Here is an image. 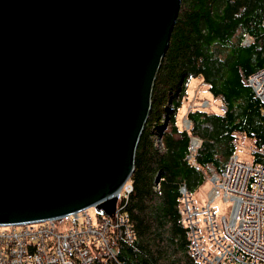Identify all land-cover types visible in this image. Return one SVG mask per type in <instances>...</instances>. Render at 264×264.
Here are the masks:
<instances>
[{"label":"water","instance_id":"95a60500","mask_svg":"<svg viewBox=\"0 0 264 264\" xmlns=\"http://www.w3.org/2000/svg\"><path fill=\"white\" fill-rule=\"evenodd\" d=\"M181 0H0V225L113 217Z\"/></svg>","mask_w":264,"mask_h":264},{"label":"trees","instance_id":"16d2710c","mask_svg":"<svg viewBox=\"0 0 264 264\" xmlns=\"http://www.w3.org/2000/svg\"><path fill=\"white\" fill-rule=\"evenodd\" d=\"M245 35L251 39L248 43L243 42ZM262 67L264 0L180 1L136 144L129 177L133 188L127 200L118 203L134 237L127 241L114 232V258L102 250L100 256L94 253L93 264H198L188 251L178 189L181 184L197 189L210 169L220 173L240 138H250L257 148L264 143L262 103L247 83ZM194 78L201 79L222 106L220 111L198 105L184 110L190 121L186 128L180 113ZM190 135L200 139L194 164L185 158ZM156 136L162 149L154 145Z\"/></svg>","mask_w":264,"mask_h":264},{"label":"built area","instance_id":"2783aa9c","mask_svg":"<svg viewBox=\"0 0 264 264\" xmlns=\"http://www.w3.org/2000/svg\"><path fill=\"white\" fill-rule=\"evenodd\" d=\"M248 39L245 35L243 42ZM247 83L264 112V67L251 73ZM183 123L186 128L190 125L186 118ZM154 145L163 148L159 136ZM199 145L200 139L190 135L185 158L192 164ZM249 156L250 160L241 158L235 151L220 173L210 169L205 181L211 186L201 206L193 191L185 184L179 186L180 220L189 254L198 264H264V143L251 146ZM132 188L128 178L120 188L113 217L93 208L95 219L85 208L57 218L0 225V264H93L102 250L114 258L113 233L127 241L134 237L126 212L118 206ZM216 197L229 205L226 213L219 214L212 205Z\"/></svg>","mask_w":264,"mask_h":264},{"label":"rangeland","instance_id":"374dc122","mask_svg":"<svg viewBox=\"0 0 264 264\" xmlns=\"http://www.w3.org/2000/svg\"><path fill=\"white\" fill-rule=\"evenodd\" d=\"M246 41L248 42L249 39ZM205 88L206 86H204L201 79L194 78L192 80V83L190 87L188 88L189 99H188L187 105L186 106L184 105L182 108L183 110L180 113V121L182 120L183 122L185 118L187 119V117L182 115L184 110L186 111L187 109L193 108L194 106H197V105L198 107L203 108V109L205 108L209 111H220V108L222 105L220 104L219 100L212 98L211 95L208 92H206ZM209 101L214 106H212V104L210 106ZM181 116H184V117H181ZM189 124H190V121H189ZM251 146H253L251 139L248 137H242L239 139L238 144L236 145V153L241 158L250 160L251 157L249 156V148ZM210 186L211 184L206 180L203 182L201 186L193 190L194 197L200 206L205 203L206 198H207V192L209 191ZM212 205L216 208V211L219 214L226 213L229 208V205L223 202L221 197H216L213 200ZM88 211L95 219H97V214L94 211L93 207H89Z\"/></svg>","mask_w":264,"mask_h":264},{"label":"bare ground","instance_id":"6f19581e","mask_svg":"<svg viewBox=\"0 0 264 264\" xmlns=\"http://www.w3.org/2000/svg\"><path fill=\"white\" fill-rule=\"evenodd\" d=\"M119 206V205H118ZM89 208V207H88Z\"/></svg>","mask_w":264,"mask_h":264},{"label":"crops","instance_id":"0c3cea01","mask_svg":"<svg viewBox=\"0 0 264 264\" xmlns=\"http://www.w3.org/2000/svg\"><path fill=\"white\" fill-rule=\"evenodd\" d=\"M203 184V183H202Z\"/></svg>","mask_w":264,"mask_h":264}]
</instances>
